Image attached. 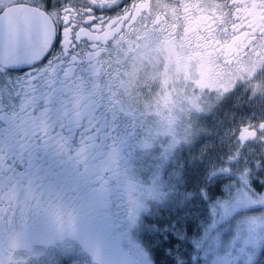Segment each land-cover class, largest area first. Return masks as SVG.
<instances>
[{
  "label": "flooded vegetation",
  "instance_id": "flooded-vegetation-1",
  "mask_svg": "<svg viewBox=\"0 0 264 264\" xmlns=\"http://www.w3.org/2000/svg\"><path fill=\"white\" fill-rule=\"evenodd\" d=\"M17 3L44 10L53 37L30 59L0 57V264L54 261L62 246L139 264L123 248L146 206L139 151L182 131L178 113L222 116L201 142L192 132L178 190L158 161L176 207L222 197L220 171L198 184L201 165L264 152V0H0V13ZM255 248L247 263L264 264Z\"/></svg>",
  "mask_w": 264,
  "mask_h": 264
},
{
  "label": "rangeland",
  "instance_id": "rangeland-1",
  "mask_svg": "<svg viewBox=\"0 0 264 264\" xmlns=\"http://www.w3.org/2000/svg\"><path fill=\"white\" fill-rule=\"evenodd\" d=\"M262 82V87H264V81ZM246 91L249 92L250 90L246 89ZM201 114L178 113L182 131L179 133H168L169 137H173L172 140L166 138L165 142L163 138L157 137L155 140H150L148 145L147 143L143 145V147L145 146L144 150L139 151L141 157V168L139 171H145L142 168L148 167L145 163L153 162L152 158L155 161L158 160L157 153L162 156L160 158L161 161L166 160V152L168 148H172L170 147L173 145L172 143L181 141L182 138V143H188L190 141L189 134L193 127L192 124L197 121ZM211 114L204 118L200 116L198 125H216L212 121L216 120L218 116ZM158 121H154V126H157L158 130H160L161 127ZM253 144L251 143L247 145L248 148H245L246 152L244 154L246 155L242 153L241 163L218 164L215 161L217 159H215L212 162V166L201 165L204 171L203 174L200 170L197 172L198 184L203 179L204 184H201L204 189H207L205 181L207 175L214 170L220 171L219 177H224L223 182L219 183L223 192L220 194L222 197L211 198L208 195L203 198L202 202L196 199L193 210L190 208V204L187 203L185 209L176 207V212H172L167 216V207L170 204L166 202L171 196H168V199L161 203L163 198L160 199L159 197V187L151 190L147 188L151 181H144L143 190L139 193V196L148 198V206L152 210L150 209L149 215L143 216L142 219L139 218L140 215L134 217L135 223H127L126 227L132 226L133 228L130 230L132 237L130 236L128 241H124L123 248L128 249L129 247L135 254L139 264H150L149 259L155 260L157 258L161 260L172 258L174 261L178 258V255L182 257L184 264H242L243 260L246 261L249 257L255 258L256 244L264 240V165L258 162L249 163L251 158H253L252 161L262 158L260 154L263 152V148L259 150L261 145ZM152 146H154L155 150L149 149ZM200 146L205 148L206 143L204 142ZM177 152L179 153L172 158V163L167 164L168 166L165 165L163 169L172 167L177 162H180L181 165L184 162L188 166L191 164L190 157L187 159L190 155L189 152L185 151L184 154L182 149ZM145 154L147 157L144 156ZM245 161L247 163H244ZM159 166L160 163L157 161L153 167L149 166V171L145 173L146 178L154 180L158 176L155 175V170ZM225 169L227 170L225 171ZM225 173H228V176H222ZM220 179L213 180L211 184L215 183L216 185ZM177 180L178 177L170 182L173 183ZM223 196L225 197L223 198ZM208 203L211 206L210 208L207 207ZM183 205L186 206V201L183 202ZM146 208L147 203L143 210ZM138 210L139 208L135 211L134 216L138 213ZM164 219V224H161ZM213 228H216V231L210 234ZM170 241H173V244L170 247H164ZM187 241H189V244ZM173 249H175L174 252ZM58 250L62 256L57 257L56 260H41L36 264H118L109 256L92 249L90 251L93 256L90 258L79 256L82 253L76 252L67 246H62ZM159 250H161L162 256ZM164 253L165 257H163ZM157 254L160 256H157ZM192 254L195 258L193 263L189 261ZM76 258L81 261H77ZM173 261L165 264H173Z\"/></svg>",
  "mask_w": 264,
  "mask_h": 264
},
{
  "label": "water",
  "instance_id": "water-1",
  "mask_svg": "<svg viewBox=\"0 0 264 264\" xmlns=\"http://www.w3.org/2000/svg\"><path fill=\"white\" fill-rule=\"evenodd\" d=\"M53 37L52 23L45 11L25 3L13 4L0 13V57L19 62L41 54Z\"/></svg>",
  "mask_w": 264,
  "mask_h": 264
},
{
  "label": "trees",
  "instance_id": "trees-1",
  "mask_svg": "<svg viewBox=\"0 0 264 264\" xmlns=\"http://www.w3.org/2000/svg\"><path fill=\"white\" fill-rule=\"evenodd\" d=\"M215 231H216V229H215V228H213V230L211 231V233H210V234L214 233Z\"/></svg>",
  "mask_w": 264,
  "mask_h": 264
}]
</instances>
